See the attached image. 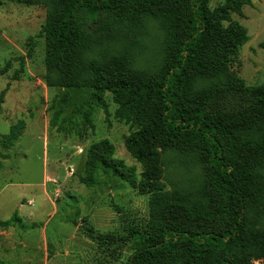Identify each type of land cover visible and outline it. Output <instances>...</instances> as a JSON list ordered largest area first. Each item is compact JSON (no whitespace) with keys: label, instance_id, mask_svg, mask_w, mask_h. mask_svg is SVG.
Returning a JSON list of instances; mask_svg holds the SVG:
<instances>
[{"label":"trees","instance_id":"trees-1","mask_svg":"<svg viewBox=\"0 0 264 264\" xmlns=\"http://www.w3.org/2000/svg\"><path fill=\"white\" fill-rule=\"evenodd\" d=\"M43 3L45 85L89 90L106 115L109 93L115 117L136 127L124 147L139 179L102 139L87 149L79 182L93 187L99 168L110 171L149 196L146 224L126 226L124 238L86 226L87 236L102 247L130 242L126 264H264V84L246 85L231 69L249 39L232 13L249 0L213 9L209 0Z\"/></svg>","mask_w":264,"mask_h":264},{"label":"rangeland","instance_id":"rangeland-1","mask_svg":"<svg viewBox=\"0 0 264 264\" xmlns=\"http://www.w3.org/2000/svg\"><path fill=\"white\" fill-rule=\"evenodd\" d=\"M225 2L209 0V7ZM45 16L43 0H0V71L8 67L0 75V222L9 221L0 225V263L126 264L130 242L98 246L84 227L123 238L128 225L143 229L149 196L101 168L93 187L81 184L79 177L89 146L107 139L114 157L134 168L139 179L142 166L124 147L136 127L115 117L117 106L109 93L104 94L106 115L94 106L89 90L45 85V40L40 34ZM232 19L249 39L231 69L246 85L264 84V0H249ZM153 34L145 41L150 50L156 43ZM21 122L18 139L6 146L7 135ZM167 175L178 178L177 173Z\"/></svg>","mask_w":264,"mask_h":264},{"label":"crops","instance_id":"crops-1","mask_svg":"<svg viewBox=\"0 0 264 264\" xmlns=\"http://www.w3.org/2000/svg\"><path fill=\"white\" fill-rule=\"evenodd\" d=\"M28 204L30 205V204H33V201H28ZM21 206H22V204H20V206H19V209L21 210Z\"/></svg>","mask_w":264,"mask_h":264}]
</instances>
